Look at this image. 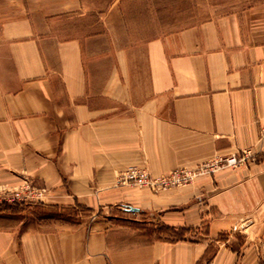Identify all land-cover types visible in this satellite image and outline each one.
Here are the masks:
<instances>
[{
  "label": "crops",
  "instance_id": "crops-1",
  "mask_svg": "<svg viewBox=\"0 0 264 264\" xmlns=\"http://www.w3.org/2000/svg\"><path fill=\"white\" fill-rule=\"evenodd\" d=\"M24 1L0 10V182L35 177L62 204L105 209L123 196L108 177L131 163L160 174L255 147L263 160L160 194L123 188L167 227L207 223L198 240H142L109 217L0 214V264H258L243 262L255 248L220 237L264 210V10L152 39L137 72L125 54L112 66L89 56L90 37L61 35L59 16Z\"/></svg>",
  "mask_w": 264,
  "mask_h": 264
},
{
  "label": "rangeland",
  "instance_id": "rangeland-1",
  "mask_svg": "<svg viewBox=\"0 0 264 264\" xmlns=\"http://www.w3.org/2000/svg\"><path fill=\"white\" fill-rule=\"evenodd\" d=\"M12 3L16 5L17 0H0V10L3 14H16V6L12 9ZM38 5L49 18L59 16L55 23L63 26L61 35L78 36L83 40L90 37L87 40V43L91 44L87 49L89 56L99 58L104 64L107 62L112 66L118 56L125 54L129 61L137 62V72L143 68L145 45L152 39L169 36L229 15L242 16L247 11L264 10V0L24 1L26 8L34 9ZM235 155L214 157L196 165L178 166L160 174H152L145 165L128 164L108 177L107 188L111 189L110 194L114 197L123 196L122 199L112 201L105 209L100 206L87 207L76 202L73 205L62 204L60 196L51 187L40 184L35 177L23 175L17 183L0 182V214L29 218L30 224L75 222L84 218L89 221L92 218L109 217L114 226H122L121 230L136 233L137 230L141 231L142 240L175 241L185 237L195 241L201 238L199 233L204 234L207 231V223L191 227H167L157 216L159 213L139 212L137 199L127 196L128 193L123 188H139L151 194H160L169 189L190 185L198 177L212 175L223 168L255 165L263 160L261 150L256 147L244 149L240 155ZM133 166L143 169L151 182L139 184L134 178H124L123 173ZM176 170L180 172L179 176L171 177ZM97 196L98 193L93 197L96 199ZM130 207L137 210H131ZM198 210L201 213L208 211L201 203ZM210 212L215 214L216 211L210 209ZM249 213V216H246L256 219L254 225L237 227L236 232H226L220 238L229 240L228 245L237 248L248 245L251 249L255 248L257 257L246 255L243 262H255L256 258L258 264H264V210L253 208ZM195 228L199 229V232L189 230ZM242 255L244 254L239 251V258H242ZM208 260L206 264H213Z\"/></svg>",
  "mask_w": 264,
  "mask_h": 264
},
{
  "label": "built area",
  "instance_id": "built-area-1",
  "mask_svg": "<svg viewBox=\"0 0 264 264\" xmlns=\"http://www.w3.org/2000/svg\"><path fill=\"white\" fill-rule=\"evenodd\" d=\"M125 174L124 178H134L137 180V182L140 184H149L151 181H149L147 173L143 169H138L137 167H129ZM180 172L179 171H174L173 175L171 177H176L179 176ZM153 187V185H152ZM18 195V193H17Z\"/></svg>",
  "mask_w": 264,
  "mask_h": 264
},
{
  "label": "water",
  "instance_id": "water-1",
  "mask_svg": "<svg viewBox=\"0 0 264 264\" xmlns=\"http://www.w3.org/2000/svg\"><path fill=\"white\" fill-rule=\"evenodd\" d=\"M130 209H131V210H137V208H135V207H130Z\"/></svg>",
  "mask_w": 264,
  "mask_h": 264
}]
</instances>
